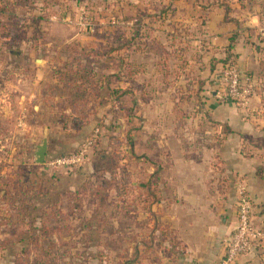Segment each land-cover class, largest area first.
I'll list each match as a JSON object with an SVG mask.
<instances>
[{
  "label": "rangeland",
  "instance_id": "obj_1",
  "mask_svg": "<svg viewBox=\"0 0 264 264\" xmlns=\"http://www.w3.org/2000/svg\"><path fill=\"white\" fill-rule=\"evenodd\" d=\"M220 2L236 10L243 4L264 6V0H0V247L5 246L0 264H91L94 240L100 261L105 256L106 264H141L135 247L146 228L154 229L152 213L139 214L148 206L142 186L154 183L156 167L140 149L141 140L150 144L154 138L139 139L138 132H156L160 127L153 117L162 112L155 111L163 108L164 115L170 107L168 115L185 122L172 127L163 119L169 129L165 136L191 125L206 130L203 121L187 119L198 110L195 91L206 83L202 71L208 67L200 6ZM163 9L164 16L158 15ZM134 33L133 49L117 48ZM126 59L138 72L131 85L137 106L128 93L111 99L104 87L96 97L103 116L93 119L85 135L76 117L80 113H70L78 74L112 76L111 86H125ZM218 71L219 81L214 73L208 76L207 96L221 87L224 70ZM258 87L254 83L245 101L233 103L246 105ZM260 109H254L256 115L264 116ZM46 128V161L71 153L96 130L98 140L71 169L45 160L36 164L35 146ZM250 141L264 152V138ZM7 228L11 232L1 230ZM149 239L164 245L162 237Z\"/></svg>",
  "mask_w": 264,
  "mask_h": 264
},
{
  "label": "crops",
  "instance_id": "obj_2",
  "mask_svg": "<svg viewBox=\"0 0 264 264\" xmlns=\"http://www.w3.org/2000/svg\"><path fill=\"white\" fill-rule=\"evenodd\" d=\"M228 8L209 6L203 12L206 18L204 38L209 45L208 67H203L202 71L205 73L204 79L207 83L208 76L214 73L215 79L220 80L221 71L218 70L222 68L229 41L233 38L230 47L232 59L243 76L252 75L254 83L259 85L258 94L249 98L246 105L235 104L220 98L222 84L211 91V96H207L204 80L195 91L198 110L187 122H191V119L194 123L203 121L207 125L206 130L198 131L191 125L185 131L170 129L166 136L169 129L163 127V119L172 127L177 126L174 123L183 126L185 121L168 115L171 107L163 115V108L159 104H152L154 109L160 108L155 113L162 112L158 117H153L160 128H156L153 134L138 132L139 139L154 138L150 144L141 140L143 147L140 149L154 161L152 165L156 167L153 169L156 172L154 183L147 180L142 186L145 189V195L141 194L142 200L146 196L144 203L148 206L139 214L147 216L151 212L154 229L146 228L148 233L142 237L143 242L135 247L141 264H220L226 241L237 224L238 180L246 184L252 200V223L264 230V152L254 150L250 145V139L264 138V116L256 115L254 111L259 107L262 108L260 113L264 111V85L260 83L264 82V6L243 4L238 5V10L236 6ZM18 53L21 55V52ZM204 57L201 59L204 60ZM35 61L42 62L40 59ZM126 61L131 66L124 64L122 67L125 86H111L109 78L112 76L107 75L108 87L127 90L130 104L137 106L138 98L131 85L138 72L133 70V60ZM88 101V106L94 108L84 118L76 116L81 118L79 126L85 135L93 119L103 116L96 97ZM226 126L230 127L231 132L225 131ZM258 173L262 174V178ZM134 216L135 213L127 217ZM1 230L11 232L8 228ZM150 237H162L164 245L151 244ZM17 241L16 245H20L21 242ZM3 248L5 246L0 247ZM98 250L99 246L94 240L91 255L95 259L90 258L91 264H106L105 256H100L102 260H99ZM162 250L164 252L160 255ZM179 250L182 251L181 255ZM235 264H264V237L252 252L238 256Z\"/></svg>",
  "mask_w": 264,
  "mask_h": 264
},
{
  "label": "built area",
  "instance_id": "obj_3",
  "mask_svg": "<svg viewBox=\"0 0 264 264\" xmlns=\"http://www.w3.org/2000/svg\"><path fill=\"white\" fill-rule=\"evenodd\" d=\"M90 28V26H88ZM221 74L222 91L220 98L225 101L243 102L254 91V82L244 77L234 63L227 65ZM97 130L83 144L64 156L46 161L48 166L71 169L81 165L85 155L95 141ZM237 224L226 241L225 253L220 264H235L238 256L252 252L254 241L264 237V230L252 223V200L248 194L246 184L242 180L237 182Z\"/></svg>",
  "mask_w": 264,
  "mask_h": 264
},
{
  "label": "trees",
  "instance_id": "obj_4",
  "mask_svg": "<svg viewBox=\"0 0 264 264\" xmlns=\"http://www.w3.org/2000/svg\"><path fill=\"white\" fill-rule=\"evenodd\" d=\"M217 6H226V10L229 9L228 8L229 5H226V3H224V2L223 3H221V2L217 3ZM206 7H209V6H200V8L204 9V10L206 9ZM165 13L166 12H165L164 9L161 10V11L159 10V14L158 15H163L164 16ZM163 18L164 17H162V19ZM132 36H133L132 38L126 39L124 41V43L122 44V46H117V48L119 49L120 47H123L122 48L123 52L128 51L130 49H133L134 46L136 45L135 44V37L137 36V34L134 33ZM233 42H234V39L231 38L230 41H229L227 50H226L227 55L222 61V63H223L222 64V69H225L228 64L234 63V60L232 59L233 54L230 52V47L232 46ZM105 55H107V53H105ZM115 57L116 56H113L112 59L115 58ZM124 63L127 66H129V67L131 66V63L128 62V61H126ZM242 76H243V74H242ZM244 77H249L254 82L251 74L245 75ZM104 87H106L108 89V92L110 91V98L113 99V100H120V98L122 97L123 94L129 93V92H127V90H125V91L124 90H120V88H113V89L109 88L108 87V77L107 76H103L102 79H100L99 77L96 78V76L93 73H91L90 71L89 72H84L83 76H82L81 73L78 74V77H77V80H76V85H75V88H74V93L76 95H78L75 98L77 102L70 106V111H71L70 113H72L71 115H74L75 113H80L79 116H82L83 118L86 117V115H88V113H90L91 109L94 108V106H88V102H89L88 100L90 98L97 97L98 92L100 90H102ZM79 119H81V118L79 117ZM225 131L227 133L231 132L230 127L226 126ZM97 140H98V137L96 136L94 144L97 142ZM112 140H114L113 137H109V141L112 142ZM258 176L260 178H262V174L261 173H258ZM125 187H126L125 191L130 193V191H129L131 189L130 186H125ZM248 194H249V192H248Z\"/></svg>",
  "mask_w": 264,
  "mask_h": 264
},
{
  "label": "water",
  "instance_id": "obj_5",
  "mask_svg": "<svg viewBox=\"0 0 264 264\" xmlns=\"http://www.w3.org/2000/svg\"><path fill=\"white\" fill-rule=\"evenodd\" d=\"M47 150V130L45 129L44 135L35 146L34 151V161L36 164H43L46 156Z\"/></svg>",
  "mask_w": 264,
  "mask_h": 264
}]
</instances>
